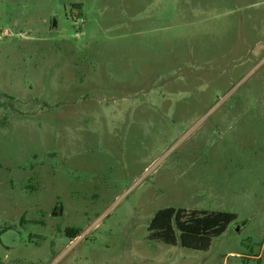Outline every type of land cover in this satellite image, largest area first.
<instances>
[{"label":"rangeland","instance_id":"1","mask_svg":"<svg viewBox=\"0 0 264 264\" xmlns=\"http://www.w3.org/2000/svg\"><path fill=\"white\" fill-rule=\"evenodd\" d=\"M258 44L264 0H0V264H264ZM169 206L236 219L189 249Z\"/></svg>","mask_w":264,"mask_h":264},{"label":"trees","instance_id":"2","mask_svg":"<svg viewBox=\"0 0 264 264\" xmlns=\"http://www.w3.org/2000/svg\"><path fill=\"white\" fill-rule=\"evenodd\" d=\"M236 219L228 211H208L174 206L159 209L148 224L149 238L195 250H208L213 237L221 235ZM66 234L75 238L79 227H68Z\"/></svg>","mask_w":264,"mask_h":264},{"label":"water","instance_id":"3","mask_svg":"<svg viewBox=\"0 0 264 264\" xmlns=\"http://www.w3.org/2000/svg\"><path fill=\"white\" fill-rule=\"evenodd\" d=\"M263 45L264 44H258V46L256 47V51L259 52L261 50V48H262ZM56 210H58V214H61L62 213V205H61V203L59 201L54 206V208L52 210V215H55L56 214Z\"/></svg>","mask_w":264,"mask_h":264},{"label":"flooded vegetation","instance_id":"4","mask_svg":"<svg viewBox=\"0 0 264 264\" xmlns=\"http://www.w3.org/2000/svg\"><path fill=\"white\" fill-rule=\"evenodd\" d=\"M56 213H58V210H56Z\"/></svg>","mask_w":264,"mask_h":264}]
</instances>
